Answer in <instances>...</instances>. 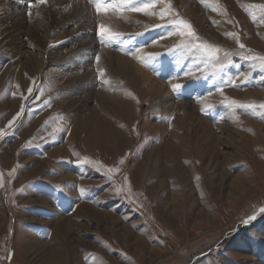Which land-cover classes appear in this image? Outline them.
Returning a JSON list of instances; mask_svg holds the SVG:
<instances>
[{
    "label": "rangeland",
    "instance_id": "1",
    "mask_svg": "<svg viewBox=\"0 0 264 264\" xmlns=\"http://www.w3.org/2000/svg\"><path fill=\"white\" fill-rule=\"evenodd\" d=\"M92 1L88 25L39 0L0 21V264H54V247L61 264H264V70L246 58L264 57V0ZM176 19L198 39L167 36Z\"/></svg>",
    "mask_w": 264,
    "mask_h": 264
},
{
    "label": "bare ground",
    "instance_id": "2",
    "mask_svg": "<svg viewBox=\"0 0 264 264\" xmlns=\"http://www.w3.org/2000/svg\"><path fill=\"white\" fill-rule=\"evenodd\" d=\"M4 0H0V10H2V12L0 13V21L3 22V21H6L7 19H10L11 17L14 16H17V20H15L14 22V25L18 26V25H21V18L18 17L20 16V6L22 5V2L21 0H12L14 2V5L12 7H8L10 4V2H8L7 5H5V2H3ZM24 1V0H23ZM97 1H100V0H96ZM47 2V8L46 9H52L54 10L55 8L58 9L65 17H67L68 20H73L75 22H78V23H81V24H89L92 22V14L89 10V8H91V5L90 3H92L93 1L92 0H46ZM22 7V6H21ZM37 7V6H36ZM8 8H15L13 10H9ZM38 9V8H37ZM20 10V11H19ZM35 10V9H34ZM36 12V11H35ZM39 12V10H38ZM37 12V13H38ZM41 12V10H40ZM58 12V11H57ZM40 14V13H39ZM52 15V14H51ZM62 15V16H63ZM110 16H114V13L112 12H105L103 13V15L101 14V16H97L98 20H100L101 22H108V23H111L113 19L110 18ZM43 21V20H41ZM67 21V20H66ZM37 22V21H36ZM11 23V22H10ZM3 25V24H2ZM40 27V25H38ZM37 26V27H38ZM49 26V25H48ZM35 25H34V30H35ZM33 29V28H32ZM31 29V30H32ZM37 29V28H36ZM43 29V28H42ZM32 31L33 36H35L34 38H36V35L34 34L35 31ZM39 31V29H38ZM46 31V30H45ZM30 32V31H29ZM8 34V33H7ZM10 34V33H9ZM38 34V32H37ZM6 36V35H5ZM9 35H7L8 37ZM32 36V38H33ZM38 36V35H37ZM4 38V36H3ZM2 38V39H3ZM6 38V37H5ZM18 38V37H17ZM32 38L29 40L30 43L33 45L35 44L36 45V42L37 40L36 39H33ZM39 38V37H38ZM15 39V38H14ZM77 39V38H76ZM42 40V39H41ZM81 40V39H80ZM84 40V39H83ZM7 41V40H6ZM39 41V40H38ZM3 42H4V39H3ZM10 42V41H9ZM19 42V41H18ZM26 42V41H25ZM42 42V41H41ZM13 43V42H12ZM29 44V42H27ZM26 43V44H27ZM79 43V42H78ZM90 43V42H89ZM39 44V42H38ZM57 45V44H56ZM59 45V44H58ZM29 46V45H28ZM31 46V45H30ZM40 46V45H39ZM32 47V46H31ZM90 47V46H89ZM90 52V51H89ZM88 52V53H89ZM105 53V52H104ZM104 55L108 56L109 54L108 53H105ZM103 57V56H102ZM109 59H113L115 58V62L119 65L120 68H123L124 70H130L132 75L133 76H142L143 80H146L148 81L147 85H149L148 87H150L151 89L153 88H156L155 85H153V83L151 82V77L149 76H153L150 72H148L147 70L143 69L140 65H139V62H136V63H131V61L127 58H124V57H121L119 55H111V56H108ZM19 59V58H18ZM100 62V61H99ZM34 65V64H33ZM30 66V65H29ZM37 66V65H36ZM31 67V66H30ZM23 68V67H22ZM20 69V68H19ZM5 70V69H4ZM22 70V69H20ZM27 71V70H26ZM25 71V72H26ZM4 72V71H3ZM6 72V71H5ZM28 72V71H27ZM83 75V74H82ZM87 75V74H86ZM74 76H79L78 72L76 73V75L74 74ZM85 76V75H84ZM153 79V78H152ZM78 84V83H77ZM156 86H159V85H156ZM147 87V89H148ZM154 90V89H153ZM157 91H159V88H156ZM155 90V91H156ZM167 90V89H166ZM158 93V92H157ZM162 93V91H161ZM164 99V98H163ZM179 104V103H178ZM180 105V104H179ZM91 124V123H90ZM119 141V140H118ZM116 148V147H115ZM169 149V152H168V155L170 156L171 154V148L168 147ZM167 150V149H166ZM178 158V157H177ZM169 159L171 161V158L168 157L167 159V163L169 162ZM180 160V159H179ZM174 162V161H173ZM171 164V163H170ZM173 164V163H172ZM169 171H170V175L173 174V170L171 169V167H169ZM166 180V179H165ZM167 181V180H166ZM168 183V182H167ZM173 185V184H171ZM169 184V186H171ZM172 187V186H171ZM178 201V200H177ZM176 204V200L173 201V205ZM82 207H79L76 211H75V214L78 215V217L80 216H83V212H82ZM81 209V210H80ZM80 210V211H79ZM74 214V215H75ZM94 215H96L94 213ZM70 219H67V218H61L59 220H57L55 222V226H54V229L56 231L58 230H63L65 233H67L68 229L70 227H76L77 226V223L75 222H72V221H69ZM28 251V250H27ZM59 254H61V252L59 251V249L57 247H54L52 249V252L50 254V256L55 260L54 264H61L60 261H59ZM25 258V257H24ZM53 260V261H54Z\"/></svg>",
    "mask_w": 264,
    "mask_h": 264
},
{
    "label": "snow or ice",
    "instance_id": "3",
    "mask_svg": "<svg viewBox=\"0 0 264 264\" xmlns=\"http://www.w3.org/2000/svg\"><path fill=\"white\" fill-rule=\"evenodd\" d=\"M40 3H45L46 0H39ZM121 4L129 6L131 11H135V12H143L146 14H155L154 9L156 6V3L158 2V0H120ZM137 3H139V6H135ZM107 7H113V5L109 4L107 5ZM264 7V6H262ZM107 10L104 6V4L101 3H97V10H101V9ZM170 11V8H166L163 9L159 15L161 17H163L166 12ZM166 24H173L174 25V30L173 31H168L166 33L167 36H172L174 34H178L180 37L182 38H186V39H198V37H196V34L194 32L193 29H191V26L189 23L176 19V20H169L166 21ZM165 24H161V25H153L152 27H164ZM99 35L101 37H105L107 40L112 41L114 39H119L122 34L118 33V32H113L110 29L106 28L104 25H100L99 26ZM142 35V33H141ZM162 34V37L163 38ZM232 35H236L235 33H233ZM183 44V41H182ZM179 47V45H178ZM185 47H187V45H185ZM240 47L243 49L244 45L240 44ZM191 48H195L197 51H201L202 53L206 54V55H211V53L209 52V50L205 47V45L203 44H192ZM171 50V49H170ZM139 51V49L137 50ZM157 55H159V53H150V54H146L147 59H154ZM247 59L250 60H258L259 61V67L264 70V57H255V56H248L246 57ZM97 60H99V57L96 58ZM255 66V65H254ZM187 74V73H186ZM173 90L175 91L176 89H178L180 87V85L178 84H174L172 85ZM33 92V88L29 87L28 88V93L31 94ZM27 99V98H25ZM230 103L232 104H236V101H230ZM240 107H247V108H254V105L248 104V105H239ZM261 107H264V105H261ZM205 109H202V111ZM25 112V106L21 105V111L18 112L16 114L15 117H13V120L9 121V126L13 125L14 121L17 120L18 117H20L23 113ZM6 133L3 132V130H0V136L5 135ZM80 163H90V161L88 160H84V161H78ZM122 163V161H121ZM108 172H112L114 171V169L109 168L107 170ZM262 212H264V209H261ZM255 216L249 217V220H254ZM248 221H245V223H247Z\"/></svg>",
    "mask_w": 264,
    "mask_h": 264
}]
</instances>
